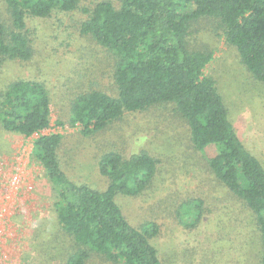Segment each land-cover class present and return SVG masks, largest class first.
<instances>
[{"label":"trees","instance_id":"trees-1","mask_svg":"<svg viewBox=\"0 0 264 264\" xmlns=\"http://www.w3.org/2000/svg\"><path fill=\"white\" fill-rule=\"evenodd\" d=\"M82 0H3L8 21L0 15V72L10 62L34 57L28 31L30 19L69 14ZM85 10L83 36L116 59L114 93L92 89L71 99L66 122L90 138L127 113L172 105L185 124L193 149L218 154L205 159L213 176L248 209L260 237L257 264H264V165L239 136L224 97L205 70L210 50L191 47L192 24L217 20L226 43L236 48L242 64L264 84V0H117ZM52 101L46 84L17 80L0 88V128L30 138L31 162L39 165L53 193L57 226L67 238L65 264H163L152 242L155 224L135 227L124 215L119 196L138 197L148 191L159 161L146 151L126 157L103 154L99 172L109 181L105 190L74 182L65 171L62 134L52 128ZM201 213L197 221L201 219ZM49 245V244H48ZM50 247L53 245H49Z\"/></svg>","mask_w":264,"mask_h":264},{"label":"rangeland","instance_id":"rangeland-1","mask_svg":"<svg viewBox=\"0 0 264 264\" xmlns=\"http://www.w3.org/2000/svg\"><path fill=\"white\" fill-rule=\"evenodd\" d=\"M104 1L118 4L117 0H82L79 9L69 14L30 19L27 28L34 57L26 63H7L0 72V88L22 79L46 84L53 114L52 128L43 134L65 137L61 161L78 184L107 188L109 181L98 167L106 152L129 157L146 151L158 159L151 188L138 197L119 196L118 202L135 227L157 226L152 242L163 264H257L261 248L254 218L213 176L204 160L215 157L217 148L195 151L172 105L127 113L90 138L82 136L78 127L57 126L59 119L67 121L71 99L77 94L92 89L114 93L116 59L80 32L81 23L88 19L85 10ZM0 15L8 21L3 0ZM190 33L191 47L213 52L205 74L216 81L247 149L264 165V84L253 78L236 48L226 43L217 20L195 22ZM37 138L0 128V159L17 154L37 175L34 200L25 202L11 219L13 233L1 245L0 264H65L67 238L57 226L53 193L42 168L27 153Z\"/></svg>","mask_w":264,"mask_h":264},{"label":"built area","instance_id":"built-area-1","mask_svg":"<svg viewBox=\"0 0 264 264\" xmlns=\"http://www.w3.org/2000/svg\"><path fill=\"white\" fill-rule=\"evenodd\" d=\"M32 150H28L29 159ZM18 162L4 161L0 164V248L12 234L11 219L25 202L33 201L36 189V171L28 167L20 156Z\"/></svg>","mask_w":264,"mask_h":264},{"label":"crops","instance_id":"crops-1","mask_svg":"<svg viewBox=\"0 0 264 264\" xmlns=\"http://www.w3.org/2000/svg\"><path fill=\"white\" fill-rule=\"evenodd\" d=\"M45 132H46V131H45ZM45 132H43V133H45ZM4 155H5V154H4ZM3 157H4V156H3ZM3 157H2V158H3ZM12 157H13V156H12ZM17 157H18V155L16 154L15 157L10 158V159H5V158H4V160H3V159H0V164H1L2 162H4V161H8V162L14 163V161L16 160V161L18 162ZM16 161H15V162H16Z\"/></svg>","mask_w":264,"mask_h":264}]
</instances>
